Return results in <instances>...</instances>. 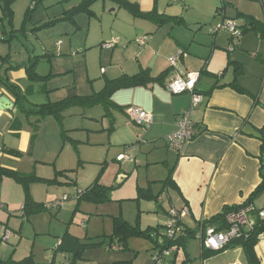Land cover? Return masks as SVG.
Returning a JSON list of instances; mask_svg holds the SVG:
<instances>
[{
    "label": "crops",
    "instance_id": "1",
    "mask_svg": "<svg viewBox=\"0 0 264 264\" xmlns=\"http://www.w3.org/2000/svg\"><path fill=\"white\" fill-rule=\"evenodd\" d=\"M129 1L138 3L143 13L155 11L179 19L159 27L150 19L120 15L123 9L115 4L111 3L108 7L113 8L111 13L115 14L112 19L114 32L110 40H119V44L113 49L102 51L103 59H106L109 67L102 68L105 81L101 90L107 81L124 75L147 73L153 79L148 85L119 90L112 99L118 106L139 108L151 113L154 117L153 125L144 129L134 124L127 112L111 109L109 116L103 113L96 116L98 118H91L94 126L83 128L82 131L88 134L86 139L85 134L75 139L73 131L80 129H66L64 117L61 124L52 117L46 118L47 124H43L45 119L25 116L34 132L21 133L20 105L16 96L0 83V99L6 98L13 105L10 110H4L5 106H1L0 110V167L16 170L27 153L40 162L53 159L59 146L60 126L66 129L62 131V138L70 140L69 145H66V151L70 150V158H74L72 152L77 149L80 157L95 164H133L139 168L138 171L145 172L144 187L149 185L153 188L151 184L157 182L154 174L158 164L170 167L166 180L170 177L171 183L164 189L166 196L161 195L158 201L163 208L167 200L169 208H163L164 217L159 227H165L172 208L187 206L191 215L184 223L190 230H195L200 222L211 220L225 207L243 205L262 183L264 155L258 131L264 128V35L251 31L245 20L227 16V0ZM82 2L44 0L35 4L34 0H17L13 4L12 25H6L3 43L0 42V78L19 88L24 95L22 105L25 109L27 105L33 104L30 101L32 96L51 92L52 89L47 90L48 85L58 86H54V79L50 81L51 77L58 78L63 74L59 70L62 59L54 57V54L69 51L64 43L61 49L59 46V50L57 48L51 52L42 34L32 32L34 23L45 18L53 20L64 17V13L66 15ZM29 11L31 15L27 21ZM226 20L235 21L245 31L240 39L233 40L228 34L211 33L213 28ZM130 30L134 32L127 34ZM148 34L152 37H149L146 47L140 48L136 39ZM180 50L184 55L175 66H171L169 60ZM17 56L22 60L12 63ZM36 58L38 62L35 72L48 78L32 82L26 64L25 68L20 65L27 59L33 61ZM195 72L202 74L196 90L205 95V100L193 108L189 93L174 95L167 86L175 78ZM235 82L247 93L237 92L231 85ZM185 113H190L198 134L181 151H177L170 148L165 139L177 132L178 118ZM9 135L21 137V142L18 144L16 141L14 144L12 136L11 142H8ZM10 150L20 154L9 153ZM62 153L59 154V160H64ZM121 155L134 159L120 162L118 158ZM21 171L28 173L29 169ZM125 176L120 174L118 179L125 180ZM8 182L3 181L0 185L1 260L13 259L17 252L9 244L13 239L12 232L8 242L2 241L5 231L9 229L5 223L11 222L9 216L12 212L8 210L14 207V200L10 197L12 186ZM262 199L264 197L255 203L256 206H259ZM152 206L156 209V205L152 203ZM24 231L22 227L21 233ZM263 243L259 241L256 247L262 264L264 249L258 251V248ZM199 247V250L193 251L188 240L185 247L173 255L176 264L185 261L195 264L197 260L200 264H248L244 250L240 247H230L205 260L202 259L201 243Z\"/></svg>",
    "mask_w": 264,
    "mask_h": 264
},
{
    "label": "rangeland",
    "instance_id": "2",
    "mask_svg": "<svg viewBox=\"0 0 264 264\" xmlns=\"http://www.w3.org/2000/svg\"><path fill=\"white\" fill-rule=\"evenodd\" d=\"M227 1L226 12L230 18H241L246 21V18L240 15L242 14L264 24V0ZM97 3L96 6L90 7L91 13L81 12L69 18L67 12L66 15L65 13L62 15L64 17H57L53 20L45 18L34 23L32 32L42 34L51 52L56 51L59 44H61V49L64 43L69 51L63 50L64 54L57 52L54 54V57L62 59L59 70L63 74L58 78L51 77L50 81L54 79L56 81L54 86H58L48 85L47 90L52 89L51 92L32 96L31 103L35 105L50 101L57 103L75 96L90 97L101 91L105 81L101 71L102 68L108 69L109 67L106 59H103L102 51L106 49L103 45L112 42L110 37L114 32L112 31L114 22L112 19L115 14L111 13L113 8H108L111 2L99 1ZM120 15L132 17L124 9L121 10ZM133 32L134 30H130L127 34ZM147 37L150 40L149 37L152 35L148 34ZM0 42L3 43L2 40ZM105 55H108L107 52ZM21 60L22 58L17 56L12 63L16 64ZM37 62L38 58L33 61L27 59L20 66L25 68L26 64L27 69L35 65L36 68ZM33 104L27 105L26 109L30 110ZM22 113L19 124L22 126L21 133L33 134L34 131L25 120V113ZM103 113H106L105 109L98 106L72 107L64 112L63 123L66 129H80V131H73L76 135L75 139L84 137L83 134L86 135V139L88 134L82 132L83 128H92L94 126L92 119L104 115ZM47 121L45 119L43 124H47ZM65 128L60 126L58 128L60 129L58 131L59 146L53 159L40 162L27 153L23 156L24 160L18 163L17 169L13 170L24 175L35 176L36 179L26 185L28 193L25 191L26 187L15 180L8 177L0 179V185L3 181H9L8 183L12 186L10 197L14 200V207L8 210L12 212L9 216L10 224H5L9 228L8 231L11 230L13 234V239L9 244L17 250L13 260L21 261L31 255L35 264H153L157 248L152 239L128 235L123 244L120 243V237L115 233V227L120 219L132 228H138L141 231L160 228L164 217L163 208L165 210L169 208L168 201L163 203L162 208L159 204L161 198L159 202L149 201L140 197L139 190H150V195L154 197L162 194L165 197L163 182L167 178L170 167L158 164L156 174H154L157 182L151 184L153 188L149 185L144 187L145 172L138 171L139 168L133 164L132 166L105 162L95 164L93 161L83 159L85 157H80L77 149L72 152L74 158L73 156L70 158L68 154L70 150L66 151V145L70 143V140L62 138V131L66 130ZM11 136H8V142H11ZM12 138H14V144L16 141L18 144L21 142V137L12 136ZM61 153L64 160H59ZM112 164L113 167H111ZM24 168L29 169L28 173L21 171L25 170ZM120 174L127 175L123 183V180L118 179ZM96 184L103 188H110L108 200L94 203L76 199L79 191L85 192ZM27 196L31 203L41 205L42 209L39 212L26 214L23 208ZM64 197L70 199L64 202L61 208L54 207L55 202ZM152 203L156 205V209ZM258 205L263 206L264 199L259 201ZM22 227L25 229L23 233H21ZM65 235L78 239L81 248L77 252L58 249ZM200 243L199 239H191V249L199 250ZM77 253L78 257L74 261ZM195 264H200V261L197 260Z\"/></svg>",
    "mask_w": 264,
    "mask_h": 264
},
{
    "label": "trees",
    "instance_id": "3",
    "mask_svg": "<svg viewBox=\"0 0 264 264\" xmlns=\"http://www.w3.org/2000/svg\"><path fill=\"white\" fill-rule=\"evenodd\" d=\"M17 0H0V9H1V17H0V30L3 36L4 40V32L6 25H12L13 22V10L12 6ZM44 0H34L35 4L42 3ZM67 1V0H64ZM98 1L103 2H111L115 5H117L119 8L127 10L133 17L139 18V19H150L153 22H155L159 27L163 26L165 23L170 22L171 20H179L175 17H168L165 15H161L156 13L155 11L149 12V13H143L140 10L139 4L131 2L129 0H83V2L78 6L73 8L71 11L67 13L69 18H73L74 15L81 13V12H90V7ZM31 12L29 11L26 15V20L28 21L30 18ZM244 18H246L247 25L250 27L251 31H254L256 33L264 35V24H261L259 21L253 19L249 16H244L240 14ZM245 31H243L244 34ZM242 34V35H243ZM27 73L30 78V81L36 82L38 80H45L48 77H41L35 72V65H33L30 68H27ZM202 75V74H201ZM151 79L147 73H139L134 76H121L118 79L110 80L106 82L105 87L98 93H96L93 96L90 97H70L66 98L60 102L57 103H45L41 105H34L30 110H27L22 105V101L24 98V95L21 93L19 88L17 86L11 85L7 80H3L0 78V83L2 86H4L8 91L12 92L16 98L17 102L20 105V109L27 117H36L39 120L46 119V118H54L58 123H62L63 121V114L67 109H70L72 107H96V106H102L105 111L106 115L109 116V112L111 109H116L119 111H125L127 112L129 108L118 106L112 99L113 95L122 89L132 88V87H139V86H146L149 84ZM158 80V79H157ZM232 87L241 94H246L247 92L239 86L238 83L231 84ZM255 98V97H254ZM256 99V98H255ZM256 103H258L257 99L255 100ZM260 135V140L263 143L262 146V152L264 155V128H262L260 131H258ZM9 153L12 154H20L19 152L10 150ZM264 162V157L263 161ZM3 177H8L16 182L24 185L26 187L25 191L28 193L27 184L28 182L34 181L36 178L33 175H24L21 173H18L13 170L5 169L0 167V179ZM171 183V178L169 177L167 180L163 182L164 189H167L168 186ZM109 190L110 188H103L102 186L96 184L92 185L89 189H87L85 192L80 191V195L76 197L77 200H86L89 202L99 203L104 200L109 199ZM139 195L142 198H145L149 201H159L161 195H158L157 197H154L153 195H150V190H139ZM163 195V194H162ZM264 197V176L262 177V183L259 185V187L254 191V193L249 197V199L243 204L239 206H231V207H225L224 210L217 216L213 217L211 220L204 221L203 223H199L195 230H190L189 228H186L185 236H180L174 241L167 242L166 241V247H172L177 246L180 249H183L187 243L188 240L191 239H197V233L199 230V227L201 224L204 225V227H213L217 231H226L229 227L227 222V215L233 211H236L246 205L255 204L260 198ZM70 198L68 197V200ZM41 205L38 206L35 203L30 202V198L27 196L26 204L23 208V210L26 211V214H32L39 212L41 210ZM168 219H169V213H168ZM167 219V221H168ZM118 219H116L117 221ZM165 231V227L160 228H149L146 231H141L138 228H132L128 225V223L123 222L122 220H118L115 227V233L117 236L120 237V243L124 244L125 238L128 235H136L140 237L150 238L154 241L156 248L159 246V239L163 236V233ZM264 234V221L257 219L256 225L254 229L250 232H247L242 237L235 239L232 241L223 251L229 249L230 247H240L244 250L246 259L248 264H262L260 259L257 256L256 253V247L259 244V237ZM264 244V243H263ZM263 244L260 245L258 248V251H261L263 249ZM81 246L79 245L78 239L71 237L69 235H65L60 242V245L58 247L61 251H67V252H77ZM203 248V254L202 259H208L211 258L221 252H213L207 249ZM78 253L76 254V257L74 261L77 259ZM0 264H35L33 257L30 255L26 257L25 259L21 261H15L12 258L8 260H1ZM121 264V263H116ZM170 264H176V259L174 257L171 259ZM182 264H189L187 261L183 262ZM191 264V263H190Z\"/></svg>",
    "mask_w": 264,
    "mask_h": 264
},
{
    "label": "built area",
    "instance_id": "4",
    "mask_svg": "<svg viewBox=\"0 0 264 264\" xmlns=\"http://www.w3.org/2000/svg\"><path fill=\"white\" fill-rule=\"evenodd\" d=\"M180 0H174L178 2ZM211 33L213 35L224 33L228 34L233 40L240 39L243 34V30L239 27L235 21L226 20L213 28ZM3 39L0 30V40ZM136 44L140 48L146 47L149 42L147 36L136 39ZM119 44V40H115L111 43L103 45V48L113 49ZM61 44H59L60 46ZM58 46V50H59ZM184 55L182 50L178 51L177 55L169 60L171 66H175L177 61ZM201 78L200 73H188L185 77H177L167 86L168 90L174 95H181L189 93L192 97L193 108L201 105L205 100V95L196 90L197 84ZM127 114L131 121L144 128L149 129L154 123V117L151 113L146 112L139 108L131 107L128 109ZM178 130L173 135L165 139L166 144L177 151H181L182 148L188 143L193 141L198 134L195 123L193 122L190 113H185L178 118L177 121ZM134 158L126 155H121L118 161H133ZM80 191L78 195H80ZM78 197V196H77ZM68 201V197H64L62 200L55 202L54 207L60 208L63 203ZM191 215L187 206L181 209L172 208L169 211V219L165 225V231L163 236L159 239V246L157 253L154 256L153 264H170L171 259L175 253H179L181 250L177 246L166 247V241L171 242L185 236L186 228L184 226V220ZM257 219L264 221V206L259 207L256 204L246 205L236 211H233L227 215L228 229L226 231H217L213 227H204L200 225L197 239L202 243L204 249L221 252L232 241L242 237L247 232L254 229ZM202 221L201 223H203ZM11 237L10 231H5L2 241L8 242ZM260 242H264V234L259 237Z\"/></svg>",
    "mask_w": 264,
    "mask_h": 264
},
{
    "label": "water",
    "instance_id": "5",
    "mask_svg": "<svg viewBox=\"0 0 264 264\" xmlns=\"http://www.w3.org/2000/svg\"><path fill=\"white\" fill-rule=\"evenodd\" d=\"M1 106H5L4 110H10L13 108V105H10V101L6 98L0 99V110L2 109Z\"/></svg>",
    "mask_w": 264,
    "mask_h": 264
}]
</instances>
